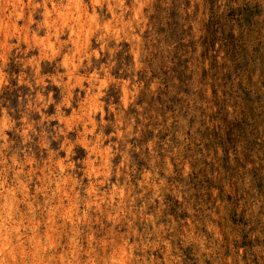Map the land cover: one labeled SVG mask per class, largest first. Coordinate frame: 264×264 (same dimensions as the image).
I'll list each match as a JSON object with an SVG mask.
<instances>
[{"label":"clouds","instance_id":"clouds-1","mask_svg":"<svg viewBox=\"0 0 264 264\" xmlns=\"http://www.w3.org/2000/svg\"><path fill=\"white\" fill-rule=\"evenodd\" d=\"M0 264H264V0H0Z\"/></svg>","mask_w":264,"mask_h":264}]
</instances>
